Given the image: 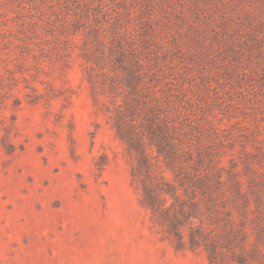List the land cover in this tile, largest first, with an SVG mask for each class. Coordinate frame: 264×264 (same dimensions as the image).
Returning a JSON list of instances; mask_svg holds the SVG:
<instances>
[{
	"label": "rangeland",
	"instance_id": "374dc122",
	"mask_svg": "<svg viewBox=\"0 0 264 264\" xmlns=\"http://www.w3.org/2000/svg\"><path fill=\"white\" fill-rule=\"evenodd\" d=\"M119 42L143 64L140 99L226 160L262 151L264 172V0H0V264H211L141 203L115 126ZM262 219L231 225L257 257L235 245L219 264H264Z\"/></svg>",
	"mask_w": 264,
	"mask_h": 264
},
{
	"label": "trees",
	"instance_id": "16d2710c",
	"mask_svg": "<svg viewBox=\"0 0 264 264\" xmlns=\"http://www.w3.org/2000/svg\"><path fill=\"white\" fill-rule=\"evenodd\" d=\"M116 48L113 61L125 64L121 69L131 95L125 103V115L118 116L115 126L120 140L135 155L133 175L139 181L142 205L176 240L177 249L186 244L191 250L202 248L211 264L221 263L224 249L235 245L245 253L243 257H257L258 243L246 251L244 240L234 242L237 233L231 225L237 219L241 224L250 220L261 227L262 151L246 152L241 162L226 160L215 134L212 137L198 127L185 125L179 117L173 118L158 97L148 102L140 99L143 64L135 51L129 52L121 42ZM225 224L230 228L224 229ZM238 232L245 239L246 231Z\"/></svg>",
	"mask_w": 264,
	"mask_h": 264
}]
</instances>
